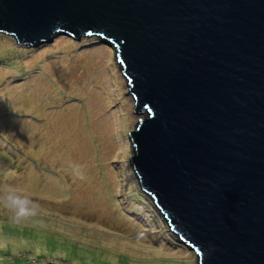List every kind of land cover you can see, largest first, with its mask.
<instances>
[{"label": "water", "instance_id": "95a60500", "mask_svg": "<svg viewBox=\"0 0 264 264\" xmlns=\"http://www.w3.org/2000/svg\"><path fill=\"white\" fill-rule=\"evenodd\" d=\"M0 32L113 45L154 206L197 264H264V0H0Z\"/></svg>", "mask_w": 264, "mask_h": 264}, {"label": "rangeland", "instance_id": "374dc122", "mask_svg": "<svg viewBox=\"0 0 264 264\" xmlns=\"http://www.w3.org/2000/svg\"><path fill=\"white\" fill-rule=\"evenodd\" d=\"M97 39L30 47L0 32V193L38 205L16 222L0 203V264H197L137 183L129 130L140 114L115 49ZM134 192L144 202L132 207Z\"/></svg>", "mask_w": 264, "mask_h": 264}, {"label": "clouds", "instance_id": "9594fccd", "mask_svg": "<svg viewBox=\"0 0 264 264\" xmlns=\"http://www.w3.org/2000/svg\"><path fill=\"white\" fill-rule=\"evenodd\" d=\"M70 38L75 39L74 37H70ZM75 40H77V39H75ZM97 40L99 42H101L99 40V38ZM102 43H104V44L106 43V44L110 45L111 47L115 48L113 45H111V44H109V43H107L105 41L102 42ZM30 47H34V46H30ZM117 58H118V56H117ZM121 66H122V64H121ZM122 72L125 75V73L123 71V66H122ZM127 78H128V83H129V81H130L129 80V77H127ZM127 88H128V91H129L130 95H132V98L134 99V94H133L132 91H130L129 84H128V87ZM135 101L136 100L134 99V106H135ZM134 112H136L135 109H134ZM140 115L138 116V118L140 117ZM132 147H133V145H132ZM71 167H72V174H73V176L75 178L80 179V180H84L86 178V173H85V170H84V168L82 166L75 165L74 164ZM133 170H134V168H133ZM134 175H135V172H134ZM136 179H137V177H136ZM137 183H138V185H140V183L138 182V180H137ZM140 186H141L142 190H145L147 192L146 189H143L142 185H140ZM133 195H136V193L134 192L133 194H131L130 200H131L132 207H133V205L136 202H138V203H143L144 202V200L141 199V196H140V198H137V197L135 198ZM0 203H2L6 208H8L10 211H12L14 213V215H13L12 218L16 222H20L21 220H23V219H25L27 217L34 216V215L37 214L38 205L31 199V197H29L26 193L17 192V191H15L12 188H9V189L3 191L2 193H0ZM152 206L154 208L156 207V206H154L153 201H152ZM130 215L131 216L128 219H130L132 222L136 221V219L133 218L132 214H130ZM161 215H163V214H161ZM170 227H171V225H170ZM183 242L186 243L185 241H183ZM186 245H187V243H186ZM189 249H191V248H189ZM194 251H195V249H194ZM14 263H17V262H14Z\"/></svg>", "mask_w": 264, "mask_h": 264}, {"label": "trees", "instance_id": "16d2710c", "mask_svg": "<svg viewBox=\"0 0 264 264\" xmlns=\"http://www.w3.org/2000/svg\"><path fill=\"white\" fill-rule=\"evenodd\" d=\"M103 160V159H102ZM96 161V160H95ZM89 184L91 185L92 183L91 182H89ZM86 186L87 185H84L83 187H82V189H81V191L82 190H85V188H86ZM76 193V190H74V194ZM135 198L137 197V198H140V196H138V195H133ZM73 199L74 200H77L75 197H73ZM126 216H127V218H129L131 215L130 214H126ZM72 254V253H71ZM75 255V254H74ZM67 256H70V254H69V252L67 253ZM82 261H85V260H82Z\"/></svg>", "mask_w": 264, "mask_h": 264}, {"label": "bare ground", "instance_id": "6f19581e", "mask_svg": "<svg viewBox=\"0 0 264 264\" xmlns=\"http://www.w3.org/2000/svg\"><path fill=\"white\" fill-rule=\"evenodd\" d=\"M142 115V113H140Z\"/></svg>", "mask_w": 264, "mask_h": 264}]
</instances>
